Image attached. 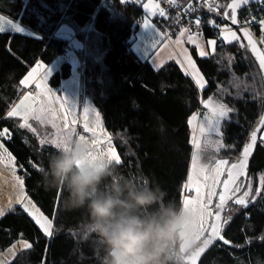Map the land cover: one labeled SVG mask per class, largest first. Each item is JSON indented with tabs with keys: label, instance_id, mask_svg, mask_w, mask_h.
I'll list each match as a JSON object with an SVG mask.
<instances>
[{
	"label": "trees",
	"instance_id": "1",
	"mask_svg": "<svg viewBox=\"0 0 264 264\" xmlns=\"http://www.w3.org/2000/svg\"><path fill=\"white\" fill-rule=\"evenodd\" d=\"M218 1L225 4V0ZM102 2L0 0L1 14L37 35L0 31V131L8 129L11 137L5 136L2 141L15 157L27 197L52 220L53 233L45 236L20 206L6 213L0 219V255L21 240L31 245L10 264H100L104 255L103 244L91 230L89 239L83 238V230L88 228L87 214L65 211L63 191L48 190L42 182L38 169L46 168L59 150L40 145L41 137L19 127L21 119L6 115L27 92L20 81L36 63L50 66L59 58L69 42L57 36L63 26L73 31L75 52L82 66L80 99L89 100L101 115L121 157L118 173L158 182L167 190L169 199L181 207L193 153L192 129L187 121L198 113L199 101L213 95L232 109L223 128V143L234 147L220 151L229 165L237 159L260 113L261 80L245 48L236 42L221 46L219 40L216 51L208 58H201L191 48L208 83L200 91L178 63L169 62L154 69L135 52L136 35L144 18L142 7L136 8L130 0L124 4L120 0ZM252 7L259 9L257 19L264 16V5ZM221 10L196 12L194 19L206 23L214 19L226 26ZM207 38L218 35L208 33ZM71 75L72 64H63L54 75L52 86L59 89ZM261 175L264 147L259 146L248 176L254 192ZM224 216L228 219L222 234L231 243H218L201 264H264V189L250 198L247 207L231 203Z\"/></svg>",
	"mask_w": 264,
	"mask_h": 264
},
{
	"label": "snow or ice",
	"instance_id": "2",
	"mask_svg": "<svg viewBox=\"0 0 264 264\" xmlns=\"http://www.w3.org/2000/svg\"><path fill=\"white\" fill-rule=\"evenodd\" d=\"M122 4L127 3L128 0H120ZM257 4H264V0H255ZM250 0H231L229 4L220 5L218 3H212L210 0H205V4L209 12H219L222 8L224 9L222 13V21H231L232 25L238 23L236 18L237 9L242 6L248 5ZM152 15L159 11L161 16H164V10L159 8V5L154 3L153 0H149L147 4L144 5ZM191 8V5H189ZM230 9V11H229ZM195 11V8H191ZM0 21L5 23H10L5 17L0 16ZM179 23V20H177ZM255 21V17H252L251 21L245 20L243 23H252ZM196 25V32H192L191 28H182L179 32V37L176 41L177 44H182L184 42V37L187 34V42L196 46L199 49V55L201 57H208L209 52L205 51V45L200 39L199 27L201 21L197 18L194 21ZM210 24L217 30V35L220 38L221 46L225 43L232 44L236 42L241 47L245 49H250L251 53L254 54L256 60L259 63L261 70H264V41L260 42V47H257V41L254 39L250 29L244 27L241 23L240 28L233 31L232 28L224 26L221 28L216 21H209ZM262 29H264V19L258 21ZM2 25V24H0ZM146 28L154 26L145 20L143 24ZM0 31L3 28L0 27ZM238 31H242L244 38L246 39L245 44H241V38L237 35ZM207 44L211 46L212 52H215L217 45L216 39H211L207 41ZM156 48V42L153 45V49ZM183 51V60L177 61L180 67L184 70L186 77L190 78L198 90H205L206 80L201 74L200 70L197 68L195 61L188 54L187 50ZM42 73V76L38 78V74ZM50 75V70L47 65L42 62H37L35 67L31 69L24 77L20 83L24 86L34 85L36 89L40 90V96H33L31 92L24 95L19 103L14 104L11 110L7 111L6 115L8 117H19L22 119V123L19 125L20 128H26L31 133L37 137H41V133L37 131L36 127H33L30 120H34L41 125L51 123L53 128L57 129L56 136L52 139L47 137H42L39 139L40 145H54L58 150H67L66 139L72 138L73 129L69 128V123L75 124V119L66 120L64 127L68 130L62 132L60 125L57 123V114L52 106V97L50 95L51 89L47 88V79ZM47 97V100L44 99ZM60 99V108L69 114L71 111L70 106H66V98ZM199 103L207 110L206 113H193L188 119L187 123L192 128V138L191 142L196 149V152L192 157V170L188 175V182L183 185L185 191H194L196 193V199H184L183 208L186 213H189L195 219L187 226V232L185 237V242L191 247L193 242L195 247H191L190 254L185 258V264H197L198 259L201 255L210 247L213 246L215 242L219 241L227 245L231 242L226 240L224 235H222L223 224L227 221V216H222L221 214L225 211L226 205L229 201H233L236 205L247 207L250 198L254 199L255 196L261 194V189H264V175L259 177V187L254 192L251 182L244 184V179L247 177V166L248 161L257 146L264 147V114L260 116L257 125L252 128L247 141L243 145L240 156L237 158L236 163L229 165V161L226 159H219L214 167H208L205 165L197 164L199 157L201 143L199 137H215L209 141L210 144L214 145L215 151H220L223 148H233L234 145H225L223 143L224 138V125L230 119V114L232 109L225 104L214 103L213 98L209 97L207 99H201ZM89 107L84 108L85 120H87V114L89 112ZM203 116L201 120L200 117ZM96 126L101 128L99 121V114H96ZM84 129L87 132L92 133L93 140L91 141L98 149H100L104 154H106L110 159H112L117 165L121 164V157L117 154L114 148L111 147V137H107L106 142L108 144V150L104 151L100 148V144L104 142L105 138L103 136H97L94 129L88 126V123H84ZM8 136L10 139V134L8 129L0 131V138ZM78 140H86L85 136L79 135ZM0 164L4 165L9 169L14 177L15 183L19 188V196L17 202L24 205L25 210L34 220L35 224L40 230H42L47 237H51L52 233V220L44 215L43 212L28 199L27 194L23 192L24 181L18 176H15V157L12 156L6 148H4L3 143H0ZM7 153V158L3 155ZM43 168H39L38 171L42 172ZM226 176V178L221 181L220 177ZM202 177V181L201 178ZM243 185V188H242ZM221 191L218 193L217 188ZM203 189H208L207 196L203 195ZM217 197L218 202L212 205V198ZM11 206V200L9 201V207ZM4 215V210L0 208V216ZM207 221V226H205ZM90 229L86 228L83 230V238L85 240L89 239ZM80 235V233H76ZM27 243V242H25ZM31 247V245H27Z\"/></svg>",
	"mask_w": 264,
	"mask_h": 264
},
{
	"label": "clouds",
	"instance_id": "3",
	"mask_svg": "<svg viewBox=\"0 0 264 264\" xmlns=\"http://www.w3.org/2000/svg\"><path fill=\"white\" fill-rule=\"evenodd\" d=\"M42 170L48 190H62L67 212L87 214L103 244L100 264H185L179 233L193 217L158 182L120 175L91 140L66 139Z\"/></svg>",
	"mask_w": 264,
	"mask_h": 264
},
{
	"label": "rangeland",
	"instance_id": "4",
	"mask_svg": "<svg viewBox=\"0 0 264 264\" xmlns=\"http://www.w3.org/2000/svg\"><path fill=\"white\" fill-rule=\"evenodd\" d=\"M173 1H175V0H173ZM177 1L179 3H181V0H177ZM154 2L156 4H158L159 8L161 9L159 1L158 0H154ZM156 14H158L160 16V18L162 17L159 14V11H156ZM0 16H3L8 21H10V23H5L3 21H0V24H2V25H0V27L3 28V31H1V32L18 33V34H22V35H26V36H31V37H36L37 36L35 34V32L25 28L24 26L20 25L19 23H17L16 21L10 19L9 17H7V16H5V15H3L1 13H0ZM144 16H145L144 19L147 20L150 24L155 25L156 30L158 32H160L159 26L157 27V23L154 24V22L148 20V18L146 17L145 14H144ZM211 21H215V20L212 19ZM154 33H156V32H154ZM57 36L59 38H62V39L69 38V39H66V40H68L69 42H72L74 47H75V42H74V37L75 36L73 35V31H71L68 27L63 26L59 30V32L57 33ZM136 39L137 40L135 41V45L137 47L142 46V44H143V45H146V47L150 46V49H153V45L155 43V36H152V28L151 27L150 28L149 27L146 28L144 25H142V27H140V29H139V31H138V33L136 35ZM215 39L217 40V42L220 40L219 37L215 38ZM135 45H134V47H135ZM158 45H159V42L157 41L156 42V47ZM198 50H196V51L198 52V55H199V51ZM188 53L192 57V59L195 61V59L193 57V54L191 52V49H188ZM71 56L74 57V58H70L71 61L73 60L72 63H71L72 64V75H71V77L68 80H65L64 82H62L63 85L59 89L57 87H53L52 86V79H53L54 75L60 70V68L62 66V63L60 61L58 62V66L59 67L56 70L52 69L50 71V75H49V77L47 79V88L51 89L50 95L52 97V106L55 109L56 114H57V123L60 125L61 131L62 132H66L68 129L64 127L65 121L66 120H70V119H75L76 123L74 125L69 123L68 127L73 129L72 138L73 139H77L76 135L78 137V135L82 132V130L85 131L84 123L87 122L88 126L96 131L97 136H103L105 138L104 142H102L100 144V148L103 149L104 151H107L108 150V144L106 142V139L109 136L111 137V135L107 131L106 127L104 126V123H103V120L101 118V115L98 113L97 109H95V107L92 105V103L89 100L82 99V98L80 99L81 78H79V74H78V71H77L78 68H79V65H80L79 54L75 52V54H71ZM201 58H203V57H201ZM197 68H198V66H197ZM207 85H208V83L206 81L205 88L207 87ZM27 89H29V85H28ZM37 90H38V94H33L31 92L33 96H40L41 95L40 90L39 89H37ZM28 93L29 92H26L24 95H27ZM63 97L67 99V101L65 102L66 106H70L71 107V111L67 115L60 108V99H57V98H63ZM209 97L213 98L214 103L224 104L220 99L216 98L213 95H211ZM209 97H207V98H209ZM44 99L47 100V97H44ZM85 107H89V109H90L88 114H87V120H85V113H84V108ZM201 110H202L201 114L207 112V110L202 105H201ZM93 112H94V114H97V113L99 114V121H100V124L102 126L101 128H97L96 119H95V116L93 115ZM14 118L21 119L19 117H14ZM200 119L202 120L203 116H201ZM29 123H31L33 125V127L37 128V131L41 133V138L42 137H47L48 139H52V138H54L56 136L57 129L53 128L51 123H47V124L41 125V124H39L38 122H36L34 120H30ZM85 132L88 133L91 136V139H89V140L92 141L93 140L92 133L87 132V131H85ZM197 136L200 139V143H201V149H200L199 157H198V160H197L198 166L199 165H205V166H208V167H214L215 163L219 159H224V158H222L220 156V151H222V149L220 151H215L214 145L209 143V141L211 139H215L214 136L213 137H207V136L199 137V133L198 132H197ZM0 143H2V141H0ZM52 146H54V145H52ZM111 147L115 149V146H114L113 141H112V137H111ZM4 148H5V146H4ZM116 150L117 149H115V151ZM0 152H3V150L0 149ZM195 152H196V149L193 146L192 157H193V154ZM3 155L5 156V158H7V153H3ZM192 157L190 159L191 160V164H190V169H189L188 173H190L191 170H192ZM15 163H16V160H15ZM0 167L5 172L11 173L10 170L7 169L4 165L0 164ZM15 176L20 177L18 175L17 168L15 169ZM200 179L202 181V177ZM220 179L222 181L223 176L220 177ZM187 182H188V180H187ZM0 183H1V179H0ZM218 189H219V187L216 189L217 192H218ZM207 192H208V189H203V195L207 196ZM186 198L187 199H196V193L194 191H186L184 199H186ZM215 199H216V197L212 198V205L214 204ZM3 216L2 217L0 216V217L3 218ZM193 219H195V217H193ZM187 226H188V224H186L183 227V229L180 231V233H179V238H180V241H181V252H185V253H188L190 251L191 247H193L195 245V243H196V242H193L191 247L186 244L185 237H186V232H187ZM205 226H207V221H206ZM25 242H27V241L21 240V241L17 242L8 251L3 253V255H0V264H10V262L14 259V257L19 252H22L24 250L29 249L30 247H28L27 245H30V244L28 242L27 243H25Z\"/></svg>",
	"mask_w": 264,
	"mask_h": 264
},
{
	"label": "crops",
	"instance_id": "5",
	"mask_svg": "<svg viewBox=\"0 0 264 264\" xmlns=\"http://www.w3.org/2000/svg\"><path fill=\"white\" fill-rule=\"evenodd\" d=\"M190 1L191 0H181V3H179L177 0H175L173 2L175 4H177V5L185 6ZM148 2H149V0H144V4L142 6L143 13L146 15V17L148 18L149 21H152V22H154V24H156L157 20L160 18V16L158 14L152 15V13L148 9H146L144 7V5L147 4ZM153 2H154V0H153ZM165 20L168 21V18H165ZM153 26L154 27L152 28V36H155V42L158 41L159 45L155 49H150V46L146 47V45H143V44H142V46H139V47H137L135 45L134 49H135V52L139 55V57L143 61H148L150 63V65L152 67H154V69H160L161 67H163L165 64H167L169 62L178 63L177 61H182L183 60V51L182 50H187V52H188V49H191V48H195L196 50H198V48H196V46H194L191 43L187 42V39H186L187 34L184 37V42L182 44H177L176 41L178 39H180L179 34H178V36L176 38H174L173 40L169 41V40L166 39V37L161 32H158L156 30L155 25H153ZM158 26L159 25L157 23V27ZM154 32H156V33H154ZM66 39H69V38H66ZM208 40H211V39L207 38V39L201 40V41L205 45V51L209 52L210 55H212L214 52H212L211 46L207 44ZM216 49H217V45H216L215 51H216ZM208 57H203V58H208ZM70 58H74V57H72L70 55L66 59H63V60L62 59H57L50 66H47V67H48V69L50 71L52 69L56 70L59 67L58 66V62L59 61L62 63V65L63 64L72 63L73 60L71 61ZM40 76H42V73L38 74V78ZM27 87L28 86H24L25 89H27ZM33 88H35L34 85L30 84L29 85V89H27V92H32ZM36 91H37L36 94H38V90L37 89H36ZM93 115L95 116V119H97L96 114H94V112H93ZM2 138H0V141L3 140ZM2 143H3V141H2ZM3 171L4 170L0 167V179H1V183H0V208H2L4 210V214H6L9 211H11L13 208L20 206L29 215V213L25 210L24 205L17 202V198L19 196V188H18V186L15 183L14 177L12 176L11 173L5 172V171L3 172ZM23 192L25 193L24 186H23ZM28 199H30V198L28 197ZM10 200H11V206L9 207V201ZM31 202L34 203L32 200H31Z\"/></svg>",
	"mask_w": 264,
	"mask_h": 264
},
{
	"label": "built area",
	"instance_id": "6",
	"mask_svg": "<svg viewBox=\"0 0 264 264\" xmlns=\"http://www.w3.org/2000/svg\"><path fill=\"white\" fill-rule=\"evenodd\" d=\"M112 1L114 0H103L102 3L109 4V3H112ZM130 1L138 9H140L144 4V0H130ZM158 1L160 3L161 9H163L165 13V15L159 19V24L161 25L160 30L163 34H165L166 39L169 41L176 38L179 32L182 30V28H186V27L191 28L192 32H196L197 29L194 23L195 11H192L191 8L196 9L198 6H201L204 9H207L205 0H191L185 6L177 5L172 0H158ZM210 2L213 3V0H210ZM189 5H191V8H189ZM166 16H169V22L168 24H162V21L164 17L166 18ZM261 19H264V16L259 15V18L255 20L257 22L248 23L246 25V27L250 29V31L252 32L256 40L259 42V44L262 41V38L258 34V30H263L264 32V29H262L261 25L258 23V21ZM177 20H179V23L177 22ZM144 22H145V19L143 18L140 21L141 26L144 24ZM199 33H200V39L205 40L207 39L206 38L207 33H210L213 35L217 33V30L212 29L210 26L201 23L199 27ZM71 54H75V47L72 42H68L66 43L65 48L61 52L59 59H66ZM77 71H78L79 77L81 78V74H82L81 62H80V65ZM32 92L34 94L37 93L35 88L32 89ZM201 112L202 110L200 109L199 113ZM79 135L85 136V138L88 140L91 139V136L88 133H86L84 130H82V132Z\"/></svg>",
	"mask_w": 264,
	"mask_h": 264
},
{
	"label": "water",
	"instance_id": "7",
	"mask_svg": "<svg viewBox=\"0 0 264 264\" xmlns=\"http://www.w3.org/2000/svg\"><path fill=\"white\" fill-rule=\"evenodd\" d=\"M230 2H231V0H225V4H224V5L229 4ZM255 5H259V4H257V3L255 2V0H250V3H249L248 5L242 6L241 8L237 9V12H236V18H237L238 23H237L236 25H232L230 20H228V21H224V22H225L227 25H229V26L233 29V31H236V30H237L238 28H240V26H241V25L239 24V23H240V22H239V18H240L241 13H242L246 8L251 7V6H255ZM221 11H222V13H223L224 9L222 8ZM229 11H230V9H229ZM237 35L241 38V43H242V44H245V43H246V39L244 38L242 31H238V32H237ZM254 39L256 40V38H254ZM256 41H257V40H256ZM257 47H260V44L258 43V41H257ZM245 50L248 52L250 58L252 59L253 63L255 64V67H256V69H257V71H258V74H259V76H260L261 85H262V106H261V110H260L259 115L257 116V119H256L255 123L252 125V127H251V129H250V131H249V133H248V135H247V137H246V140H245V142H246L247 139H248V136H249V134H250V132H251V130H252V128L255 127V126L257 125V122L259 121L260 116H261L262 114H264V70H261V69H260V67H259V63H258V61L256 60L254 54L251 53L250 49H245ZM245 142H244V144H245ZM244 144H243V145H244ZM258 147H259V146H257V147L254 149L253 153L251 154V156H250V158H249L248 166H247V177H248V172H249V168H250L251 162H252V160H253V158H254L256 152H257ZM242 148H243V146H242ZM242 148H241V151H242ZM241 151L239 152L238 157L240 156ZM238 157H237V158H238ZM236 162H237V159H236V161H235L234 163H236ZM225 178H226V176H223L222 181H223ZM242 180L244 181V184H247V180H248V179H244V178H242ZM242 188H243V185H242ZM220 191H221V189L219 188V189H218V193H219ZM217 202H218V200H217V197H216V199H215L213 205H215V203H217ZM231 202H233V201H229L228 204L226 205V209H225V211L221 214L222 216H224L225 212L227 211V207H228L229 203H231ZM233 203H234V202H233ZM234 204H235V203H234ZM222 235H223V234H222ZM218 243L223 244L222 242H219V241L215 242L213 246H210V247H209V248H208V249H207V250L201 255V257H200V258L198 259V261H197V264H201V262L203 261V259L208 255V253H209L213 248H215V246H216ZM224 245H225V244H224ZM193 247H195V245H194ZM190 251H191V249H190ZM190 251L188 252L189 254H190ZM186 257H187V255H186ZM186 257H185V258H186Z\"/></svg>",
	"mask_w": 264,
	"mask_h": 264
},
{
	"label": "bare ground",
	"instance_id": "8",
	"mask_svg": "<svg viewBox=\"0 0 264 264\" xmlns=\"http://www.w3.org/2000/svg\"><path fill=\"white\" fill-rule=\"evenodd\" d=\"M213 3H218V4H220V2L218 1V0H213ZM103 4V3H102ZM263 5L264 4H259L258 6H261L260 8H263ZM257 10H259L258 8H254V7H248V8H246V10L244 11V12H242L241 13V15H240V18H239V24L241 25V23H243L245 20H252V17H255V20L257 19V16H258V13H257ZM196 12H209L208 11V8L207 9H204L203 7H201V6H198L197 8H196V10H195V13ZM194 13V14H195ZM166 18H168V21H166L165 20V17H164V19H163V21H162V24H168V22H169V16H166ZM157 23H158V25H159V29H161V25L159 24V19L157 20ZM201 23H203V24H206V25H208V26H210L212 29H215L212 25H210L209 23H206V22H201ZM248 23H243V26L244 27H246V25H247ZM141 25V24H140ZM225 25V24H224ZM227 27H230L229 25H226ZM224 26H221V28H223ZM216 30V29H215ZM160 32H161V30H160ZM162 33V32H161ZM252 33V32H251ZM163 34V33H162ZM208 34V33H207ZM210 34V33H209ZM258 34L261 36V38H262V41H263V35H264V32H263V30H258ZM165 35V34H164ZM211 36H213V35H217V33L216 34H210ZM253 35V34H252ZM207 36V35H206ZM166 37V36H165ZM253 37H254V35H253ZM255 38V37H254ZM259 43V42H258ZM63 51V50H62ZM61 51V52H62ZM61 54V53H60ZM262 106V105H261ZM259 148V147H258ZM241 151V150H240ZM236 161V160H235ZM234 161V162H235ZM233 162V163H234ZM252 163V162H251ZM251 166V165H250ZM249 170H250V168H249ZM248 176H249V172H248ZM247 182H248V180H247ZM231 203H233V202H231ZM231 203H229V205L231 204ZM229 205H228V207H229ZM228 207H227V210H228ZM212 251V250H211Z\"/></svg>",
	"mask_w": 264,
	"mask_h": 264
}]
</instances>
